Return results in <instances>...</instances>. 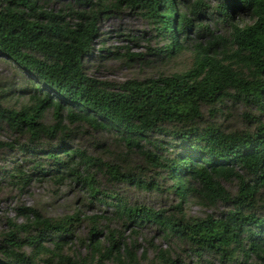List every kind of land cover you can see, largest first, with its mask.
Listing matches in <instances>:
<instances>
[{
  "label": "trees",
  "instance_id": "1",
  "mask_svg": "<svg viewBox=\"0 0 264 264\" xmlns=\"http://www.w3.org/2000/svg\"><path fill=\"white\" fill-rule=\"evenodd\" d=\"M209 1L69 0L62 12L45 9L38 0H0V58L36 79L24 82L28 102L17 109L4 106L0 96V124L16 135L27 134L22 143L0 140V148L16 147L31 162L29 174L15 168L19 180L50 175L80 183L90 199L111 207L123 227L150 223L165 240L169 236L183 240L194 257L191 264H227L242 248L264 264V0ZM122 8L152 22L169 40L150 54L172 51L190 39L191 66L170 75L117 82L87 75L85 61L99 19ZM236 10L250 21L233 22ZM208 16L227 22L228 33H214L202 22ZM224 99L252 107L262 118L249 116L255 122L252 129L232 131L202 122L201 105L212 115ZM49 107L54 122L44 123L41 117ZM63 107L64 115L59 113ZM63 118L68 125L112 129L125 150L109 162L71 146L77 126L68 127ZM40 138L47 144L38 143ZM128 147L141 158V167L128 165ZM91 167L109 181L136 188L152 189L158 187L157 181L166 182L162 189L177 201L159 208L130 204L118 193L93 186ZM135 167L150 169L156 177L145 179L142 172L133 173ZM233 180L236 189L229 194L223 182ZM186 193L204 205L224 203V209L216 217L186 218L182 208ZM14 212L21 221H5L0 264H37L24 245L49 250L48 257H55L57 264H182L162 247H153L154 254L146 261V249L138 254L137 242H126L111 229L100 240L95 227L90 228L86 254L71 258L60 253V240L69 233L74 216L53 219L31 206H18ZM50 234L53 246L47 249L41 242Z\"/></svg>",
  "mask_w": 264,
  "mask_h": 264
},
{
  "label": "rangeland",
  "instance_id": "2",
  "mask_svg": "<svg viewBox=\"0 0 264 264\" xmlns=\"http://www.w3.org/2000/svg\"><path fill=\"white\" fill-rule=\"evenodd\" d=\"M69 0H38L45 9H53L65 12ZM209 1V0H203ZM210 2V1H209ZM176 8L183 11L180 3ZM232 21L242 25L248 23L250 19L243 11H234ZM210 29L216 34H227V22L218 21L214 16L202 18ZM192 38V33L190 34ZM169 42L162 33L154 29V24L134 12L122 8L111 12L105 17H101L97 24V34L91 46L90 54L85 61L84 71L87 75L100 80H110L113 82L125 79H143L147 77H157L160 75H170L179 73L191 66L192 62V41L190 39L158 55L150 54L155 48L163 46ZM140 52L141 56H129L127 53ZM129 57H128V56ZM34 82L35 78L26 75L13 66L9 61L0 58V96L4 106L18 108L28 102V91L26 89L27 79ZM7 93V94H6ZM55 98V97H54ZM54 100V99H53ZM219 105L217 111L209 115L208 108L201 105L202 122H213L227 130L252 129L255 122L251 118H260L252 107H248L241 102H231L229 99ZM60 114H65L63 107ZM251 118H250V117ZM41 121L44 123L54 122L52 117V107L43 111ZM65 124L66 120L61 121ZM74 128L73 136L70 139L71 146H76L85 153L101 158L102 160L114 161L113 156L125 150V147L117 143V139L112 129H93L80 123ZM163 138L162 136H160ZM27 134H15L7 130L4 124H0V140L11 141L16 139L19 143L25 142ZM165 140V139H164ZM42 145L47 144V140L40 138L37 140ZM46 143V144H45ZM128 165L133 167L142 166L141 158L132 147H128ZM26 156L18 148H0V233L6 228V219H15L20 222L21 218L15 215V208L18 206H31L38 210L43 216L61 219L66 216H74L71 221L69 233L62 235L60 253L71 258H79L86 254V240L89 238L90 228L95 227L99 232L100 240L106 229H111L114 235L119 234L126 242L134 240L138 244L139 254L142 249H146L147 260L153 254V247L166 248L173 258H178L182 264L194 262L189 245L177 236H169L167 240L163 234L152 224L145 223L141 227L130 225L123 227L117 219L113 217L112 209L99 203L95 199H90L84 187L80 183H75L69 179L58 180L53 176L30 175L19 180L15 175V168L22 169L23 173L29 174L28 166L31 162L24 160ZM70 165H72L73 160ZM49 164L51 159L47 161ZM46 168L49 165L45 162ZM142 172L145 179L156 177L150 169L136 168L133 173ZM93 176V186L99 191L107 193H118L130 204H144L153 208L166 207L177 201V198L158 183L157 188L144 189L136 188L132 185L117 183L107 180L105 175L94 172V167L88 169ZM94 172V173H93ZM235 181L231 183L223 182L229 194H233L236 189ZM225 204L215 202L208 206L200 203L194 194L186 193L183 201V212L186 218L203 217L211 214L214 217L224 209ZM93 218L91 219L90 217ZM133 230V231H132ZM41 244L47 248H52L53 234L46 235ZM25 252L35 257L37 264H57L56 258L51 256L48 250L31 249L24 245ZM243 249L237 251V255L227 264H259L260 260L255 259L252 251L244 254ZM217 261L216 256L213 257ZM98 264H111L110 261H102ZM261 264V263H260Z\"/></svg>",
  "mask_w": 264,
  "mask_h": 264
}]
</instances>
